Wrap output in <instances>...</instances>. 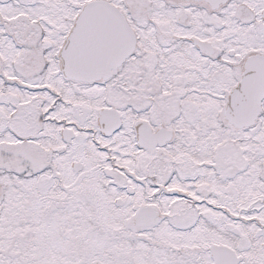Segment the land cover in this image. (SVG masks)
Here are the masks:
<instances>
[{"label":"snow or ice","instance_id":"snow-or-ice-1","mask_svg":"<svg viewBox=\"0 0 264 264\" xmlns=\"http://www.w3.org/2000/svg\"><path fill=\"white\" fill-rule=\"evenodd\" d=\"M0 264H264V0H0Z\"/></svg>","mask_w":264,"mask_h":264}]
</instances>
